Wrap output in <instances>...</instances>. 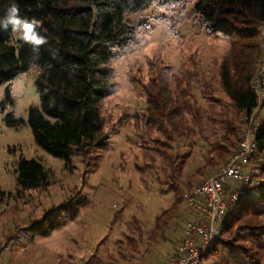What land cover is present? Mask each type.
Segmentation results:
<instances>
[{
	"label": "rangeland",
	"instance_id": "rangeland-1",
	"mask_svg": "<svg viewBox=\"0 0 264 264\" xmlns=\"http://www.w3.org/2000/svg\"><path fill=\"white\" fill-rule=\"evenodd\" d=\"M132 19L142 24L140 40L113 61L116 87L102 106L104 132L111 136L107 151L94 152L88 158L75 156L66 167L63 159L36 144L26 119L30 107L40 105L35 84L38 67L33 65L0 87V103L5 101L7 91L12 99L5 111L0 109V264H167L175 254L191 214L182 199L183 192L223 162L216 153L209 160L211 147L201 139L172 140L154 129L144 131L138 118L145 107L142 85L153 72V63L158 64L156 70L168 67L171 73L200 69L207 72V82L215 84L216 65L226 44L197 21L186 0L172 6L166 0H153L148 9ZM18 36L19 31H15L14 39ZM263 67L264 61L254 82L261 99L264 92L259 78ZM214 86L213 96L229 101L218 90L219 85ZM192 92L197 102L204 104L199 89L192 85ZM7 112L24 122L8 127ZM250 120L242 124L243 136L249 127L255 134L264 125V108L258 110L252 124ZM243 136L234 147L240 146ZM214 141L211 136L210 142ZM157 150L185 157L178 180L180 199L167 190V185L173 184L169 160ZM22 157L43 164L49 172L47 188L18 190L16 167ZM149 162L152 169L143 171ZM248 168L253 184L241 201L257 210L247 213L244 209L246 215L229 211L225 218L231 221L227 227L224 223L217 252L204 256L201 264H256V260L264 264V249L253 235L264 233V152L256 151ZM84 196L88 203L79 215L50 235H33L29 230L51 207ZM175 198L180 205L169 218L171 227L161 237L155 227L156 217Z\"/></svg>",
	"mask_w": 264,
	"mask_h": 264
},
{
	"label": "trees",
	"instance_id": "trees-1",
	"mask_svg": "<svg viewBox=\"0 0 264 264\" xmlns=\"http://www.w3.org/2000/svg\"><path fill=\"white\" fill-rule=\"evenodd\" d=\"M152 1L0 0V87L33 65L40 69L35 81L40 105L30 107L26 122L36 144L63 159L66 167H70L75 156L88 158L94 152L109 149L111 136L104 132L102 106L116 87L113 61L139 42L142 24L132 18L148 9ZM166 1L172 6L183 0ZM186 1L208 33L226 44L216 65L214 83L229 101L213 96L215 84L207 82V72L180 69L171 73L168 67L156 70L158 64L153 63L150 68L153 66L154 70L142 85L145 107L138 118L146 132L154 129L172 140L207 142L212 153L209 160L216 153L224 163L239 148L234 146L243 136L242 124L249 121L255 109L264 108V98L254 86L264 61V0ZM13 5L18 11L10 19ZM25 25H31L30 33ZM15 31H19L16 40ZM261 75L259 87L264 92V67ZM192 85L199 89L204 104L197 102ZM8 103L12 99L7 91L0 109L5 111ZM23 122V118L10 112L5 115L8 127H19ZM211 136L215 137L214 142H210ZM255 140L256 151L264 152V125L255 132ZM157 151L169 160L166 165L171 169L173 184L167 185V190L177 195L185 157ZM151 165L149 162L143 171L152 169ZM16 183L20 192L47 188L49 172L41 162L22 157L16 167ZM87 203L85 196L70 198L45 211L29 230L33 235L48 236L65 221L75 219ZM178 204L175 198L156 217L155 227L161 237L171 227L167 223ZM248 205L243 200L229 211L236 215L244 213V209L247 213L249 209L257 210ZM230 221L224 219L226 227ZM253 233L264 249V233ZM216 244L205 256L217 252ZM256 264L261 262L256 260Z\"/></svg>",
	"mask_w": 264,
	"mask_h": 264
},
{
	"label": "built area",
	"instance_id": "built-area-1",
	"mask_svg": "<svg viewBox=\"0 0 264 264\" xmlns=\"http://www.w3.org/2000/svg\"><path fill=\"white\" fill-rule=\"evenodd\" d=\"M259 108L251 115V124ZM257 142L252 128L245 132L236 152L199 184L183 192L182 199L190 209L175 254L167 264H200L210 248L217 243L229 209L239 203L253 184L248 171Z\"/></svg>",
	"mask_w": 264,
	"mask_h": 264
},
{
	"label": "clouds",
	"instance_id": "clouds-1",
	"mask_svg": "<svg viewBox=\"0 0 264 264\" xmlns=\"http://www.w3.org/2000/svg\"><path fill=\"white\" fill-rule=\"evenodd\" d=\"M18 8L16 5H13L10 9H9V18L12 19L14 18L15 14L17 13ZM18 23V21H17Z\"/></svg>",
	"mask_w": 264,
	"mask_h": 264
},
{
	"label": "snow or ice",
	"instance_id": "snow-or-ice-1",
	"mask_svg": "<svg viewBox=\"0 0 264 264\" xmlns=\"http://www.w3.org/2000/svg\"><path fill=\"white\" fill-rule=\"evenodd\" d=\"M25 29L27 32H31V25H25Z\"/></svg>",
	"mask_w": 264,
	"mask_h": 264
}]
</instances>
